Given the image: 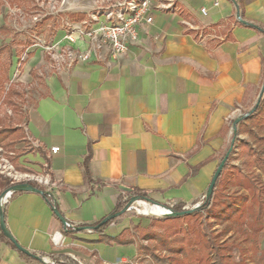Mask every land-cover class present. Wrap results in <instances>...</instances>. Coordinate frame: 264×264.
<instances>
[{"label":"crops","instance_id":"obj_1","mask_svg":"<svg viewBox=\"0 0 264 264\" xmlns=\"http://www.w3.org/2000/svg\"><path fill=\"white\" fill-rule=\"evenodd\" d=\"M235 1L242 21L254 27L237 23L233 0H171L173 9L154 10L152 23L116 59L57 67L45 61L42 47L30 52L23 77L38 72L40 85L6 162L20 175L16 181L45 175L49 186L29 182L50 198L17 191L7 199L8 231L40 260L0 239V264H55L50 255L113 264L117 249L123 261L134 246L98 243L93 230L77 229L111 215L133 190L161 205L202 201L227 122L264 79V33L256 29H264V0ZM118 218L104 237L128 228Z\"/></svg>","mask_w":264,"mask_h":264},{"label":"trees","instance_id":"obj_2","mask_svg":"<svg viewBox=\"0 0 264 264\" xmlns=\"http://www.w3.org/2000/svg\"><path fill=\"white\" fill-rule=\"evenodd\" d=\"M233 3L236 15L243 20L241 3L235 0ZM237 23L242 24L240 21ZM242 25L254 27L246 21ZM256 29L264 33L262 27L258 26ZM6 30L5 26H0V32ZM2 49L9 51L7 54L9 60L0 71V101L5 99L7 93L20 96L11 85L7 91H4L5 83L10 80L12 51L6 46H1L0 50ZM6 102L11 106L14 105L11 100ZM236 126H238L237 131L248 134L250 141L237 144L239 154L243 157V171L233 168L237 175L235 179H229L226 175L227 162L231 159L229 155L215 182L212 195L204 199L193 213L183 216H164L161 219L152 218L146 227L136 225L123 229L114 237H104L102 233L115 221L113 218L93 230L98 234L96 242L110 246H134L138 253L140 251L141 254L147 255L153 264H247V258L257 264H264V248L261 247L259 240L260 235L264 236V92L255 110ZM22 138L23 132L20 127L10 124L0 125L1 148L12 149ZM203 165L204 163H201L192 168L191 175ZM85 171H87L86 167ZM21 184L32 185L40 190L34 183L13 181L0 173V196L8 189ZM231 186L244 188L247 194H238L237 191L225 192ZM132 197L141 199L147 198V195L133 190ZM127 202L128 200L120 197L112 214L121 211ZM182 208L183 205L178 203L173 205L171 210L181 212ZM98 224L99 222L94 226ZM215 225H220L221 229L213 230L212 227ZM228 233L231 235L225 239ZM0 239L16 249L1 230ZM142 241L152 242L154 245L144 246L141 244ZM49 257L55 261V264H79L63 255Z\"/></svg>","mask_w":264,"mask_h":264},{"label":"rangeland","instance_id":"obj_3","mask_svg":"<svg viewBox=\"0 0 264 264\" xmlns=\"http://www.w3.org/2000/svg\"><path fill=\"white\" fill-rule=\"evenodd\" d=\"M107 2L106 0H0V26H5L7 28L6 31L0 32V47L6 46L12 51V65L9 68L10 80L8 83H5L4 91H7L8 87L11 85V88H14V90L20 94V96H14L7 93L5 99L0 101V125L10 124L19 127V125L23 124L25 110L33 104L37 97L38 86L41 80L37 75L38 72L33 79L27 76L23 77V65L27 61L30 52L35 49L39 50L41 47L44 49V47L54 45L61 38L64 31L68 29V27L73 26L72 23L87 20L96 7L108 6V4H113L115 1L112 0ZM8 52L9 51L4 49L0 50V71H2L6 62L9 60L7 56ZM42 52L45 61L55 65L51 58V53L54 52L45 49L42 50ZM263 84L264 79L255 97L251 99L240 112H236L227 122L225 143L223 149H221L217 155V161H221L229 148L228 145H230L233 136V121L237 118H241L242 120L245 119V115L254 107ZM7 100L13 101L14 105L11 106L7 104ZM237 127L238 126H236V128ZM242 141H250L248 134L236 131L233 149L229 154L231 159L227 162L226 175L229 176V179H235L237 176L233 168L243 171V157L239 154L237 148V144ZM0 149V170H3L2 166L4 162L10 159L8 152L11 151V149H7L6 147H0ZM232 191H237L238 194H247L244 188H239L238 186H231L225 190L227 193ZM204 199L205 195L202 201ZM202 201L197 205H201ZM145 205L152 206L150 203H141L137 201L133 205V209L127 210L118 216V221L128 226V228H132L136 225L146 227L150 219H161L166 216V213L157 216L143 214L142 210ZM162 206L167 210H171L173 205L165 204ZM195 206L196 205L182 208V211L192 209ZM184 227L186 226L184 225ZM212 229L219 231L221 227L220 225H215ZM230 235L231 233H228L225 239ZM259 240L261 247L264 248V236L260 235ZM141 244L148 247L154 245L152 242L147 241H142ZM121 253V250H116L111 259L113 264H153L147 255L144 253L141 254L140 251L138 253L136 247H133L130 254L123 255V261H121ZM246 263L257 264L255 261H251L248 258L246 259ZM101 264L103 263L101 262Z\"/></svg>","mask_w":264,"mask_h":264},{"label":"built area","instance_id":"obj_4","mask_svg":"<svg viewBox=\"0 0 264 264\" xmlns=\"http://www.w3.org/2000/svg\"><path fill=\"white\" fill-rule=\"evenodd\" d=\"M114 1L108 6L96 7L87 20L72 23L73 26L68 27L54 45L44 47L45 50L54 52L51 53V58L57 67H71L76 63L101 61L104 55L116 59L138 41L139 30L152 23L154 10L173 9L171 0ZM200 12L202 15H206L204 8ZM50 150L55 154L58 147H53ZM5 162L0 173L13 181L20 179V175L15 173L9 163ZM21 177L25 182L37 181L49 186L46 176L22 175ZM6 196L3 198V205L11 194ZM44 196L49 199L50 193L44 191ZM134 204L132 203L128 210L133 209ZM166 213L169 214L171 211L168 210ZM71 228L76 229L72 226ZM46 260L48 264H54L49 259Z\"/></svg>","mask_w":264,"mask_h":264},{"label":"water","instance_id":"obj_5","mask_svg":"<svg viewBox=\"0 0 264 264\" xmlns=\"http://www.w3.org/2000/svg\"><path fill=\"white\" fill-rule=\"evenodd\" d=\"M237 19L244 23L237 15H236ZM264 92V84L262 85L261 87V91L259 92V95H258V98H257V101L254 105V107L252 108L251 111H249L246 115H245V118L251 114L255 108L257 107L258 105V102L262 96ZM242 119L241 118H237L235 121H233V136H232V139H231V143H230V146L229 148L227 149L226 153L224 154L223 158L221 159L220 163L218 164L212 178H211V181L208 185V188H207V191H206V195H205V199H208L211 195H212V192H213V188H214V185H215V182L218 178V176L220 175L221 173V170L223 168V166L225 165V162L227 161V158L230 154V152L232 151L233 149V144H234V141H235V135H236V131H237V128H236V125L241 121ZM17 191H31V192H35V193H40V194H43L44 195V192L33 187L32 185H27V184H21V185H16L10 189H8L7 191H5L1 196H0V230L2 231L3 235L8 238L10 240V242L15 246V248L25 254L26 256H31L32 258L34 259H37V260H40L39 257H37L36 255H33L31 253H29L26 249H24L23 247H21L17 241H15V239L11 236L10 232L8 231L7 227H6V224H5V220H4V212H3V209H4V206H3V198L7 197L6 195L7 194H12L14 192H17ZM137 201H142L144 203H150L152 205H155V206H161L163 207L162 205H159L153 201H151L150 199L148 198H141L139 199L138 197H132L130 198V200L127 202V204L125 205V207L117 212V213H114V214H111L107 217H105L103 220H101L99 222L98 225L94 226V227H81V228H78L77 230H94V229H97L99 228L100 226H102L104 223H106L107 221L113 219V218H116L118 217L119 215L123 214L124 212H126L128 210V207L132 204V203H136ZM200 205H196L194 208L192 209H187V210H183L181 212H173L172 210L171 213H166V216H183V215H187V214H191L193 213ZM164 208V207H163ZM52 210L55 214V216L61 221V223L63 225H66V220L62 217V215L57 211V209L55 208V206L53 205L52 206ZM45 264H48L46 262H44Z\"/></svg>","mask_w":264,"mask_h":264},{"label":"bare ground","instance_id":"obj_6","mask_svg":"<svg viewBox=\"0 0 264 264\" xmlns=\"http://www.w3.org/2000/svg\"><path fill=\"white\" fill-rule=\"evenodd\" d=\"M168 210L161 207V206H144L143 207V214L145 215H163L167 212Z\"/></svg>","mask_w":264,"mask_h":264}]
</instances>
